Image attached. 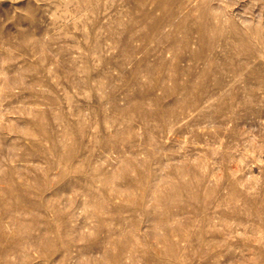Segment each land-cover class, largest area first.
I'll list each match as a JSON object with an SVG mask.
<instances>
[{"label": "rangeland", "instance_id": "1", "mask_svg": "<svg viewBox=\"0 0 264 264\" xmlns=\"http://www.w3.org/2000/svg\"><path fill=\"white\" fill-rule=\"evenodd\" d=\"M0 264H264V0H0Z\"/></svg>", "mask_w": 264, "mask_h": 264}, {"label": "bare ground", "instance_id": "2", "mask_svg": "<svg viewBox=\"0 0 264 264\" xmlns=\"http://www.w3.org/2000/svg\"><path fill=\"white\" fill-rule=\"evenodd\" d=\"M210 1V0H209ZM205 2V1H204ZM217 4V3H216ZM207 6V5H206ZM215 6V5H214ZM213 8V7H212ZM213 10V9H212ZM218 10V9H217ZM181 11V10H180ZM189 11V10H188ZM164 12V11H163ZM169 12V11H168ZM198 14V13H197ZM162 15V14H161ZM186 16V15H185ZM192 16V15H191ZM155 17V16H154ZM178 17V16H177ZM194 17V16H193ZM179 19H181V18H179ZM153 20H154V18H153ZM160 21V20H159ZM176 21V20H175ZM190 21V20H189ZM200 22V21H199ZM163 23V22H162ZM219 23V22H218ZM181 24V23H180ZM184 24V23H183ZM194 24H196V23H194ZM197 24H199V23H197ZM196 24V25H197ZM205 24V23H204ZM209 24V23H208ZM164 25V24H163ZM174 25V24H173ZM200 25V24H199ZM198 25V26H199ZM206 25V24H205ZM182 26V25H181ZM191 27V26H190ZM218 27V26H217ZM153 28V27H152ZM151 28V29H152ZM192 28H195V27H192ZM203 28H206V27H203ZM203 28H201L202 29V31H203ZM176 30H178V29H176ZM196 29H194V30H192V31H195ZM179 31V30H178ZM191 31V30H190ZM201 30L199 31L198 30V36L200 37V38H203L204 36H206L207 34L206 33H204V34H206V35H204L203 34V32H202ZM163 32V31H162ZM220 33V32H219ZM174 35V34H173ZM186 36V35H185ZM213 36V35H212ZM169 37V36H168ZM190 37V36H189ZM219 37V36H218ZM195 38V37H194ZM198 39V38H197ZM204 39V38H203ZM219 39V38H218ZM190 41V40H189ZM200 41V40H199ZM199 43H201V42H199ZM180 44V43H179ZM184 44H185V42H184ZM196 44V43H195ZM203 44V43H202ZM214 44V43H213ZM188 46H189V44H187ZM227 45H229V44H227ZM206 46V45H205ZM199 47H200V44H199ZM219 47V46H218ZM176 48V47H175ZM174 48V49H175ZM173 49V48H172ZM195 49V48H194ZM191 50V49H190ZM196 50V49H195ZM194 51V50H193ZM175 52V51H174ZM178 52V51H177ZM176 52V53H177ZM188 52V51H187ZM198 52V51H197ZM184 54V53H183ZM211 54H212V52H211ZM196 55V54H195ZM198 55V54H197ZM208 55V54H207ZM206 56V55H205ZM204 56V57H205ZM179 59H180V57H179ZM189 60V59H188ZM197 60V59H196ZM220 60V59H219ZM162 63V62H161ZM188 64V63H187ZM206 65V64H205ZM197 66V65H196ZM202 67V66H201ZM174 68V67H173ZM172 69V68H171ZM177 69V68H176ZM194 73V72H193ZM237 73V72H236ZM195 84V83H194ZM12 187V186H11ZM9 192H11V191H9ZM160 224H162V223H160ZM167 224V223H166ZM163 226V225H162ZM176 226V225H175ZM171 228V227H170ZM173 228V227H172ZM166 229H168V228H166ZM175 230H177V229H175Z\"/></svg>", "mask_w": 264, "mask_h": 264}]
</instances>
